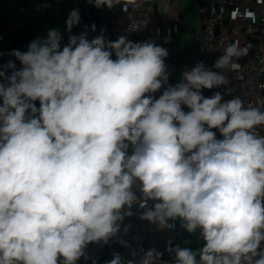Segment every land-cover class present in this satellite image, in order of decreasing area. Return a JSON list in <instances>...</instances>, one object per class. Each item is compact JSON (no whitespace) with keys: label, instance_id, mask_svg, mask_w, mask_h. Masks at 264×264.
<instances>
[{"label":"clouds","instance_id":"clouds-1","mask_svg":"<svg viewBox=\"0 0 264 264\" xmlns=\"http://www.w3.org/2000/svg\"><path fill=\"white\" fill-rule=\"evenodd\" d=\"M80 23L73 9L67 44L52 28L0 63V264H77L134 214L198 235L197 249L170 247L174 264H264V101L203 94L228 84L251 45L228 44L211 68L198 62L171 84L167 49L103 29L89 40L72 34ZM130 255L107 264L163 257Z\"/></svg>","mask_w":264,"mask_h":264},{"label":"built area","instance_id":"built-area-1","mask_svg":"<svg viewBox=\"0 0 264 264\" xmlns=\"http://www.w3.org/2000/svg\"><path fill=\"white\" fill-rule=\"evenodd\" d=\"M173 1L138 0V6H129L127 12L121 10L122 6L112 10L107 7L97 9L88 2L81 23L74 28L72 34L78 35L87 30L90 40L103 29L104 35L110 40L126 35L133 42L146 40L155 42L168 50L169 55L165 63L171 73L169 83L172 84L173 62L176 59L173 47L177 23L171 20V15L167 19L162 17L164 22H158L156 18L161 16L159 6L171 4ZM196 17L200 29L191 50L189 68L194 67L198 62H203L206 67L211 68L231 41H239L244 46L251 45L249 56L240 65L239 71L226 73L228 84L225 87L209 90L206 97L219 91L224 95L225 100L238 96L245 106H260L259 102L264 101V0H199ZM92 24L96 25L95 32L91 31ZM8 45L11 46V43L8 42ZM9 51L8 48L0 50L2 53L0 63L4 62V57ZM158 95L159 93L157 97ZM257 131L260 134V130ZM217 136H220L218 132ZM133 212L137 213L135 206ZM126 219L130 225L129 231L126 234L118 233L117 237L105 244L106 254L99 260L100 264H107L116 252L129 259L130 254L135 251L136 258L139 259L143 251L156 249L157 227L141 220L138 214ZM182 237L183 232L177 221L170 244L161 252L163 257L157 261V264H174V257L169 249L177 245ZM121 240L127 242L128 246H123ZM198 242L201 243L199 240ZM89 259L82 257L77 264H89Z\"/></svg>","mask_w":264,"mask_h":264},{"label":"crops","instance_id":"crops-1","mask_svg":"<svg viewBox=\"0 0 264 264\" xmlns=\"http://www.w3.org/2000/svg\"><path fill=\"white\" fill-rule=\"evenodd\" d=\"M87 3L88 0H0V50L7 48L10 50L5 55L4 62L12 59V56L9 55L11 46L8 45V42L11 43V38L18 33L25 34L28 43H30L34 39L46 36L49 29L56 28L63 34L62 46L67 44L69 33L65 30V21L70 11L77 8L82 17ZM198 3L199 0H174L171 4L159 6L161 16L156 18L158 22H164L163 18L167 19L171 15V20L177 23L173 47L176 59L173 62L172 84L176 83V79H180L179 76L183 70L189 68L191 50L196 43V34L200 29L196 17ZM240 46L244 47L243 43H240ZM248 56L249 52L235 62L241 65ZM208 93L209 90H203L205 96ZM259 130L260 134L264 135V127L259 128ZM124 224L128 225L127 219H125ZM173 232L174 229L161 230L157 228V251L162 252L170 244ZM182 232L183 237L177 245L192 249L200 247L198 235H190L183 229ZM120 233H124L123 226ZM186 240L190 243L185 244ZM86 253L90 257L89 264H93V262L100 264L99 260L106 254L105 244H89Z\"/></svg>","mask_w":264,"mask_h":264},{"label":"trees","instance_id":"trees-1","mask_svg":"<svg viewBox=\"0 0 264 264\" xmlns=\"http://www.w3.org/2000/svg\"><path fill=\"white\" fill-rule=\"evenodd\" d=\"M27 36L23 33H18L15 36L11 38V50L17 49L21 51H25L27 49L28 45ZM14 57H12L11 60H13ZM7 63V62H3ZM17 67H19V62H17Z\"/></svg>","mask_w":264,"mask_h":264}]
</instances>
